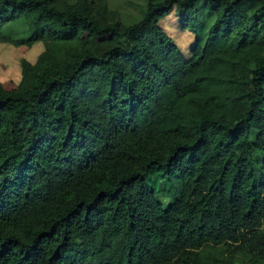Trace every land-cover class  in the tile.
<instances>
[{
  "label": "trees",
  "instance_id": "trees-1",
  "mask_svg": "<svg viewBox=\"0 0 264 264\" xmlns=\"http://www.w3.org/2000/svg\"><path fill=\"white\" fill-rule=\"evenodd\" d=\"M199 3L214 21L186 58L158 22L193 26ZM18 19L28 37L0 42L44 50L0 82V264L264 261V0H145L131 23L106 0H0Z\"/></svg>",
  "mask_w": 264,
  "mask_h": 264
},
{
  "label": "rangeland",
  "instance_id": "rangeland-1",
  "mask_svg": "<svg viewBox=\"0 0 264 264\" xmlns=\"http://www.w3.org/2000/svg\"><path fill=\"white\" fill-rule=\"evenodd\" d=\"M74 3L76 0H66ZM108 10L112 13L114 21L122 23H131L139 19L145 10V0H106ZM214 21V15H210L207 10L201 7V3L197 4V12L194 16L193 26L182 25V10L176 6L164 17L159 19V26L163 31L171 37L173 42L182 52L189 58L191 56V48L197 41L202 45L210 25ZM0 34L8 36L12 39H22L29 35V31L24 19H18L0 26ZM44 50L41 42H35L29 47L18 48L8 42H0V82L12 80L19 82L21 79V62L26 60L35 63L38 56ZM255 133L251 135L254 141ZM264 151L254 149L253 157L256 160L255 170L257 174L264 175V163L262 158ZM148 185L153 188L156 193L157 200L166 208L170 205L178 195L173 193L174 183L168 180L162 171H155L147 176ZM220 260H223L225 253L220 248L212 247ZM229 249V248H227ZM231 264H264L263 262H253L241 256L234 255L230 259ZM221 263V262H220ZM173 264H177L173 262Z\"/></svg>",
  "mask_w": 264,
  "mask_h": 264
}]
</instances>
